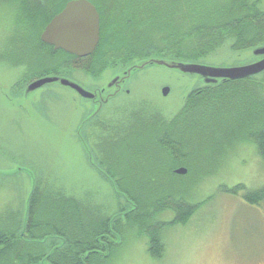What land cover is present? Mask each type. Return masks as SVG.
I'll use <instances>...</instances> for the list:
<instances>
[{
    "label": "trees",
    "instance_id": "1",
    "mask_svg": "<svg viewBox=\"0 0 264 264\" xmlns=\"http://www.w3.org/2000/svg\"><path fill=\"white\" fill-rule=\"evenodd\" d=\"M43 1H18L25 22L43 16L39 32L72 0ZM122 1L113 3L119 8ZM39 2L44 4L40 16ZM171 5L175 7L173 0H142L139 16L143 22L136 12L125 10L119 12L118 23L116 17L104 23L100 9V41L90 56L78 58L39 42L41 64L35 56L29 61L30 51L20 49L15 55L0 53V68L25 70L16 84L23 87L39 77L65 79L74 70L95 78L116 66L121 71L126 68L125 72L150 59L202 64L211 51L227 42L238 52L264 46V11L257 2L181 0L179 15L173 14L175 10L170 14L160 11ZM261 75V81L256 80L258 76L247 77L193 90L176 116L167 120L158 111L150 109V114L130 107L119 113L108 110L100 118L88 120L91 126L84 129L83 125L77 137L88 163L112 189V215H104L89 195L78 200L37 176L19 229L10 233L0 228V264H104L115 257L124 235L135 231L149 238L150 256L161 258L160 234L165 225L185 224L199 208L184 202L179 188H174L175 194L163 190L172 189L177 167L191 163L192 147H211L206 141H195L201 130L203 135L216 133L222 146L252 142L264 160V73ZM200 165L201 161L194 163V171L200 172ZM241 189L237 186L235 191ZM242 198L250 205L264 204V187L245 192ZM165 211L174 214L172 222L151 225V219Z\"/></svg>",
    "mask_w": 264,
    "mask_h": 264
},
{
    "label": "rangeland",
    "instance_id": "2",
    "mask_svg": "<svg viewBox=\"0 0 264 264\" xmlns=\"http://www.w3.org/2000/svg\"><path fill=\"white\" fill-rule=\"evenodd\" d=\"M88 1L97 11L101 9L104 23L113 17L118 23L122 17L119 12L125 10L136 12L138 21L145 20L139 16L143 10L142 0H123L119 8L114 5V0ZM173 1L175 7L165 6L160 11L170 14L175 10L173 14L179 15L181 0ZM112 8L116 11H110ZM14 9L13 0H0V53L5 51L15 55L20 49L26 50L30 51L29 61L35 56L40 63L42 57L37 51V42L41 41L39 37L44 30L39 32L43 16L25 22L21 9ZM230 45V42L223 43L211 51L201 65L226 69L245 67L259 60L254 51H233ZM2 58L3 55L0 67ZM166 64L173 65L171 62ZM120 68L106 69L94 82L82 79V73L78 71H72L65 79L86 92L95 88L91 92L95 101L100 97V90L115 93L122 85L120 80H126L129 94L119 95V92L114 95L119 101L113 102L116 104L113 108L122 103L145 113H150L149 108H155L166 120L176 116L194 89L204 86L201 77L162 65L146 66L134 74L130 67L126 76H121L124 70ZM24 71L0 68V228L10 233L19 229L20 219L26 216L35 178H38L36 174L39 180L61 187L78 198L92 194L95 201L100 200L106 207L110 204L107 209L111 210L114 194L86 160L77 137L84 113L83 100L74 90L58 82L33 91L28 90V86L14 91L12 87ZM116 76L118 82L110 84ZM256 80L261 81L262 75ZM164 87L169 89L167 96L162 95ZM195 138L196 142L206 141L211 147H192L191 163L180 166L187 170L186 175H178L174 183L170 178L167 185L172 180L173 187L167 186L163 192L175 194L174 188H179L184 202L199 206L198 210L185 224L165 225L160 234L164 245L161 258L150 256L149 238L135 231L124 235L115 257L104 264H264V204L250 205L242 198L245 192L264 187V160L258 156L252 142L222 146L216 141V133L203 135L202 130ZM199 161L200 172L194 171V163ZM237 186L243 189L235 191ZM159 214L151 219V225L169 224L174 219L172 211Z\"/></svg>",
    "mask_w": 264,
    "mask_h": 264
},
{
    "label": "water",
    "instance_id": "3",
    "mask_svg": "<svg viewBox=\"0 0 264 264\" xmlns=\"http://www.w3.org/2000/svg\"><path fill=\"white\" fill-rule=\"evenodd\" d=\"M99 34L100 19L95 6L88 0H72L69 1L63 10L54 16L47 24L41 33L40 40L42 43L53 47L55 51L61 50L78 58H86L94 53L99 42ZM247 50L254 51V56L259 58L258 62L245 67L214 69L202 66L201 64H187L171 61L170 62L173 65L170 67V65L166 64L170 63L167 60L150 59L135 64L132 73L134 74L146 66L157 64L177 69L183 73L197 75L204 80V86L224 81L239 80L249 76L259 75L264 71V46ZM123 75H127L126 71L121 76ZM54 82H58L61 85L74 90L83 98H92L94 96L66 79H59L58 77L53 76L35 80L28 86V90L33 91L46 84ZM117 82L118 77L116 76L110 84L115 85ZM120 82L122 84L123 79L120 80ZM168 92L169 89L164 88L162 90V95L166 96ZM174 173L179 176H184L186 175L187 170L180 167L176 169Z\"/></svg>",
    "mask_w": 264,
    "mask_h": 264
},
{
    "label": "flooded vegetation",
    "instance_id": "4",
    "mask_svg": "<svg viewBox=\"0 0 264 264\" xmlns=\"http://www.w3.org/2000/svg\"><path fill=\"white\" fill-rule=\"evenodd\" d=\"M18 1H20V0H13V2H14V7H15V9L14 10H16V9H19V2ZM39 1H41L42 3H44V1L43 0H39ZM252 2H257L258 3V8L260 9V10H262V11H264V0H251ZM41 2H39L40 4H39V7H40V13H39V16H40V14H42V10H43V6H44V4L42 5V3ZM17 3V4H16ZM59 7V6H58ZM63 10V9H62ZM62 10H60V12L62 11ZM60 12H58V14L60 13ZM42 16V15H41ZM40 18V17H39ZM47 26V25H46ZM45 26V27H46ZM45 27H44V29H45ZM33 30H35V28H33ZM43 32V31H42ZM40 36H41V34H40ZM39 39H40V37H39ZM99 41H100V36H99ZM41 42V41H40ZM41 44H44V43H42L41 42ZM41 44H39V42H37V45L39 46V49H41ZM98 44H99V42H98ZM46 45V44H45ZM98 46V45H97ZM58 51H60V50H58ZM82 59H84V58H82ZM60 62H61V60H58V69L60 68ZM258 62V61H257ZM129 66V65H128ZM127 66V67H128ZM124 67V66H123ZM126 69V68H125ZM124 69V70H125ZM74 71H78V72H80V73H82V79H89V80H93V82L95 81V80H97V79H100L101 77H97V78H95V77H92V76H90V75H88V74H86V73H84V71L83 70H74ZM60 73V72H59ZM58 73V74H59ZM264 73V71L263 72H261V74H263ZM261 74H259V75H261ZM259 75H255V76H259ZM255 76H249L250 78H254ZM40 78V77H39ZM39 78H34V79H32V80H30L28 83L29 84H27L26 86H29L33 81H35V80H37V79H39ZM41 79V78H40ZM19 81V80H18ZM17 81V82H18ZM17 82L13 85V87H12V89L15 91V90H19V88H23V87H20V86H16V84H17ZM126 83H127V81L125 80V81H123L122 82V85H121V87H120V89L118 90V91H116L115 93H109V92H105V90L104 89H102V90H100V94H99V96L100 97H98V99H97V101H95V96H93L92 98H83V97H81V96H79L83 101V103H81L82 105H83V107H84V113L82 114V116H81V118H80V124H79V128H81L83 125H85L84 126V129H85V127L90 123L88 120H90V119H93V118H100L104 113H105V111H110L111 113H113V112H120L121 110H123V108H126V104L125 103H122V105H120L119 107H114L113 108V106L114 105H116L115 103H117L118 101H119V99L118 98H115L114 97V95H116L117 93H119L120 92V94L119 95H128L129 94V89L126 87ZM25 86V87H26ZM164 88H167V87H164ZM163 88V89H164ZM200 88V87H199ZM91 89H92V91H94L95 90V88L93 89L92 87H91ZM162 89V90H163ZM198 89V88H197ZM194 90H196V89H194ZM92 91H90V92H88V93H91ZM169 93V92H168ZM91 94H93V93H91ZM94 95V94H93ZM168 95V94H167ZM166 95V96H167ZM108 97V98H107ZM117 97V96H116ZM105 98H107V99H105ZM105 99V100H104ZM115 99V100H114ZM113 102H115V103H113ZM94 104H96V107H95V105ZM149 109H151V110H155V111H158V110H156L155 108H149ZM159 112V111H158ZM107 113V112H106ZM110 115V114H109ZM85 152V151H84ZM86 160H87V158H86ZM95 170V169H94ZM101 177H102V175L97 171V170H95ZM37 176H38V174H36ZM102 179L109 185V183L102 177ZM109 187H110V185H109ZM111 188V187H110ZM112 190V189H111ZM87 195H89V197H90V199H91V201H92V203L93 204H95L96 206H99V208H101V210L102 211H104V215H106V216H110V215H112L111 213L112 212H110L111 210H109V209H107V207L108 206H110V204L106 207V206H104V204L103 203H101L100 202V200H99V198H98V200H99V202L96 200L95 201V199H94V197L92 196V194H87ZM84 198V195L80 198V199H78V200H82ZM105 205H106V203H105ZM262 205V204H261Z\"/></svg>",
    "mask_w": 264,
    "mask_h": 264
}]
</instances>
